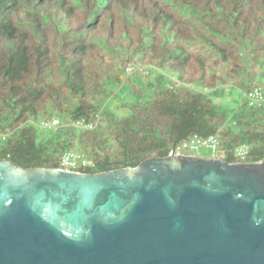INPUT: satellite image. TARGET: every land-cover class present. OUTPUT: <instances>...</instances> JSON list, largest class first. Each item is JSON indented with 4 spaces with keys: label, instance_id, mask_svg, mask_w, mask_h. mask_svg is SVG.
<instances>
[{
    "label": "trees",
    "instance_id": "trees-1",
    "mask_svg": "<svg viewBox=\"0 0 264 264\" xmlns=\"http://www.w3.org/2000/svg\"><path fill=\"white\" fill-rule=\"evenodd\" d=\"M257 88L264 0H0V162L62 170L77 151L94 167L74 172L100 174L216 136L225 162L258 163L264 104L246 99ZM227 89L241 99L230 112L215 103Z\"/></svg>",
    "mask_w": 264,
    "mask_h": 264
},
{
    "label": "water",
    "instance_id": "water-1",
    "mask_svg": "<svg viewBox=\"0 0 264 264\" xmlns=\"http://www.w3.org/2000/svg\"><path fill=\"white\" fill-rule=\"evenodd\" d=\"M0 264H264V160L100 174L2 161Z\"/></svg>",
    "mask_w": 264,
    "mask_h": 264
},
{
    "label": "built area",
    "instance_id": "built-area-1",
    "mask_svg": "<svg viewBox=\"0 0 264 264\" xmlns=\"http://www.w3.org/2000/svg\"><path fill=\"white\" fill-rule=\"evenodd\" d=\"M133 69L131 67L127 68V73L131 74ZM246 99L249 102L250 106H260L264 104V93L260 88L255 89L250 95L246 96ZM97 125V124H96ZM96 125L92 123H86L84 121H77L74 123V127L81 131L94 130ZM41 127L45 130H54L62 127V123L60 120H54L52 122L43 121L41 123ZM8 138L7 135L0 133V141H6ZM202 149L211 150L216 156L221 155L219 150V139L216 136L209 137L207 139L193 138L189 141H186L171 152L170 155L176 157L183 156H193L199 157V152ZM186 152L192 153V155L186 154ZM249 148L247 146H241L235 152L237 158L241 161H245L248 156ZM222 156V155H221ZM215 159H219L215 157ZM223 160V159H222ZM61 165L64 169L63 171L75 173L74 170L81 168H89L94 167V164L88 160L82 153L80 152H69L62 156Z\"/></svg>",
    "mask_w": 264,
    "mask_h": 264
},
{
    "label": "rangeland",
    "instance_id": "rangeland-1",
    "mask_svg": "<svg viewBox=\"0 0 264 264\" xmlns=\"http://www.w3.org/2000/svg\"><path fill=\"white\" fill-rule=\"evenodd\" d=\"M240 101L241 99L239 98L237 92L233 89H227L226 94L215 99V103L220 105L225 111L228 112L236 109L240 104ZM186 154L192 155V153L190 152H186ZM199 157L204 159H212L218 157L219 159H222L221 155L216 156L211 150L208 149H202L199 152Z\"/></svg>",
    "mask_w": 264,
    "mask_h": 264
}]
</instances>
